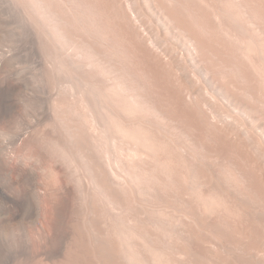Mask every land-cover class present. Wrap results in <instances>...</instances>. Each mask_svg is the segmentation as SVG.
I'll list each match as a JSON object with an SVG mask.
<instances>
[{"label":"bare ground","instance_id":"1","mask_svg":"<svg viewBox=\"0 0 264 264\" xmlns=\"http://www.w3.org/2000/svg\"><path fill=\"white\" fill-rule=\"evenodd\" d=\"M2 3L0 264H264V0Z\"/></svg>","mask_w":264,"mask_h":264},{"label":"rangeland","instance_id":"2","mask_svg":"<svg viewBox=\"0 0 264 264\" xmlns=\"http://www.w3.org/2000/svg\"><path fill=\"white\" fill-rule=\"evenodd\" d=\"M3 6L4 5L2 3V0H0V67L2 66L3 67L2 69H4V70H2L0 68V77L3 76V77L0 78V81H1V79L3 80L4 77H6L5 80H7V83H9V85L6 84V82L4 80H3L5 82L4 84H3V81H1V83H0V94H1L0 95V106H1L0 107V110L4 109L3 106H5L8 103V101L17 100L18 103L20 102L19 104H22L23 101H24V103H23L24 104V108H25L24 111H25V114L28 113V114H26L27 117H28V115H31L30 114V111H31V113H32V110L35 112L34 107H31L32 105H30L29 102L27 101L29 95L32 94L31 89L34 88V85L32 87V82L34 83L35 81H33L34 78L32 79L31 76L34 74L33 72H34V66H35V63L34 62L35 61H33L31 58L34 59L35 57H34L33 52H30L28 50L29 47H27L26 45H24L22 43L23 39L21 40L22 37L20 35V31H18L19 28H18V23L16 22V19L14 17H12L7 12L5 6L4 7ZM13 20H15V21L13 22ZM15 23H17V24H15ZM20 43L22 44V46H21ZM25 46H26V48H25ZM25 49L27 50V52L29 51V53H26V50ZM23 52H25L24 55H23ZM32 54H33V56H31ZM27 57H29V58H27ZM9 58H11V59H9ZM24 58H27V60H29L30 62L27 61ZM11 61H13V62H11ZM29 63L32 64V65H30ZM25 64L28 66V68H29V65L32 66L33 69H32V67H30L29 70H28V68H26L27 66H24ZM6 67H8L10 69H8V68L6 69ZM24 67H25V69H24ZM5 69H6L7 72L5 71ZM31 70H33V71H31ZM29 72H31V76H30ZM3 73L6 76H4ZM10 79L12 80V84L10 83L11 81H9ZM1 84L2 85H5L4 87H6L7 89L4 88L3 86H1ZM13 85H15V86H13ZM12 86L14 88H16V87L19 88L20 87L19 90L20 89L21 90L20 91L17 90V92L19 91L17 93L15 91L16 89L11 88ZM30 86H31V88H30ZM2 88H4V89L2 90ZM9 88L11 90H14L15 92L14 91L11 92ZM4 92H7L8 95L7 96H4V94H2ZM24 92H25V95H24ZM29 92H31V93L29 94ZM13 93L14 94H17L20 97H17V95H14L15 98H16L15 99L13 97ZM20 93H22L23 95H21ZM5 95H6V93H5ZM10 96H12L13 99H10L11 98ZM21 96H23V97H21ZM4 97H5V99H4ZM18 98H22V100H23L22 103H21V99L19 100ZM3 100L6 101V102H4ZM27 108L29 109V111H28ZM30 117H32V116H30ZM30 117H28V118H30ZM27 121H29V119ZM0 123H1L0 125L2 126L3 123L1 121H0ZM1 126H0V128L3 129V127H1ZM1 129H0V132H3ZM0 135H1L0 136V139H1V141H0V144H1L0 145V148H1V146L6 141V138L2 135V133ZM3 138L5 140H3ZM1 142H3V143H1ZM0 181H1L0 182V188H1L3 186L2 178H0ZM1 208L2 207H1V203H0V213H1Z\"/></svg>","mask_w":264,"mask_h":264}]
</instances>
